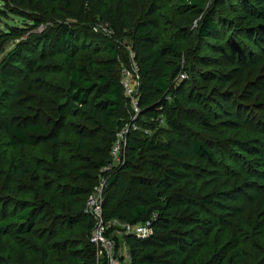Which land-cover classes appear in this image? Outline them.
I'll use <instances>...</instances> for the list:
<instances>
[{
    "label": "trees",
    "instance_id": "1",
    "mask_svg": "<svg viewBox=\"0 0 264 264\" xmlns=\"http://www.w3.org/2000/svg\"><path fill=\"white\" fill-rule=\"evenodd\" d=\"M2 2L25 26L0 29V54L22 38L0 63V111L15 97L7 80L26 76L23 53L37 69L16 96L26 122L0 126V264H107L86 210L102 174L106 221L152 222L148 237L123 235L129 264H264V120L236 128L197 110L215 93L197 82L218 81L213 68H237L243 55L263 66L264 0ZM124 39L140 66L142 115L124 161L105 172L130 120Z\"/></svg>",
    "mask_w": 264,
    "mask_h": 264
},
{
    "label": "rangeland",
    "instance_id": "2",
    "mask_svg": "<svg viewBox=\"0 0 264 264\" xmlns=\"http://www.w3.org/2000/svg\"><path fill=\"white\" fill-rule=\"evenodd\" d=\"M210 3L211 0H209V4ZM10 17L11 14L9 13V10L2 2V0H0V29L5 30L8 26L7 23L25 26L22 19L16 17L15 19L11 20ZM197 23L198 21L196 20L194 23V27L197 26ZM50 24V22H47L37 29L28 31L24 38H26V36L28 34H31L32 32L35 33L43 30ZM95 29H97L101 33L110 34L108 23H98ZM111 34H113L112 31ZM21 39L22 38H11L6 43L1 45L2 53L0 54V63L4 60L6 55L16 47ZM122 44L125 45L129 56L135 54L133 46H131L132 44L129 39H124V41H122ZM198 44H200V42H197L196 45ZM33 58L34 57L32 55L23 53L20 57V61L25 69V78L16 77L11 81L7 80V84H9V86L11 87L10 96L15 97L14 100L12 102L10 101L11 103H9L10 113L5 112L4 109H2L3 111H0V126H6L9 123L20 125L22 123H25L27 120L21 119L19 116V103H17L16 96H26V92L24 91L25 87L30 83V81H32V79H30L31 73H33L37 69L35 66V62H32ZM242 60L244 61V63L243 65H240L241 67L235 64L238 67L234 68L232 67L233 64H231V68L222 66L213 68V70L216 69V72L220 73V78L218 79V81H216L218 77L217 75L212 78L202 77V79H198V84L200 86L202 85V92H208V90H210L212 86H214L216 89L215 93L211 92L209 94V97L205 101L204 105H199L197 107V110H202L201 112L207 111L210 114L212 121H217V117H220L219 119H224L225 121H230L231 123H233V125L235 124L236 128L240 127V125L238 126L235 122V120L237 119L242 120L243 124L247 127L250 126L251 128H259L261 121L264 120V64L261 68L256 67L257 65H253L247 55H245V57L243 55ZM198 66L201 71L205 70L204 65H200V63H198ZM228 69H231V71H229ZM22 80L24 81L23 83L21 82ZM180 82L181 80H178L176 81V84ZM217 109H219L218 113H214ZM28 114H31L29 118H36V116L34 115V111H30ZM209 135L211 134H206V136ZM117 237L119 245L122 246L123 249H125L124 247H126L127 245L124 241L123 234L118 233Z\"/></svg>",
    "mask_w": 264,
    "mask_h": 264
},
{
    "label": "built area",
    "instance_id": "3",
    "mask_svg": "<svg viewBox=\"0 0 264 264\" xmlns=\"http://www.w3.org/2000/svg\"><path fill=\"white\" fill-rule=\"evenodd\" d=\"M109 36L112 35L113 30L108 25ZM98 31L97 29H95ZM107 34V33H106ZM129 49V48H128ZM122 85L125 96L127 98V105L130 112V120L122 126L116 135V140L111 149V163L104 168L103 171L111 172L112 169L124 161V150L126 149L127 137L130 132L140 129L139 119L142 115V107L140 103L141 98V73L140 66L136 61L135 54L130 56L128 65L122 66ZM186 73H182L177 78L178 80L186 79ZM161 123L165 120L160 119ZM107 183V178L102 174L99 184L95 187L93 193L87 200L86 210L95 218V227L92 230L90 240L97 246V254L99 259H105L107 264H129L131 261V254L128 246L119 245L116 240L117 234H133L137 237L145 238L152 234V222L146 221L140 224L122 223L120 221L108 222L103 216L104 195L103 190ZM112 227L115 229L112 230Z\"/></svg>",
    "mask_w": 264,
    "mask_h": 264
}]
</instances>
